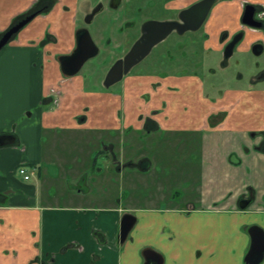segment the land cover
I'll list each match as a JSON object with an SVG mask.
<instances>
[{
  "label": "crops",
  "instance_id": "crops-1",
  "mask_svg": "<svg viewBox=\"0 0 264 264\" xmlns=\"http://www.w3.org/2000/svg\"><path fill=\"white\" fill-rule=\"evenodd\" d=\"M85 1L89 0H0V35L15 21L35 10L39 2L45 5L48 2L49 7L0 50V264H143V251L151 249L149 238L158 239L157 243H167L163 238L164 222L153 226L152 221L158 215L176 214L174 209H122L116 201L106 200L88 206L90 203L81 199L89 189L88 168L101 171L95 168V152L106 157L114 155L117 131L121 135L129 127L139 129L142 124L137 119L139 114L161 108L160 90L126 86L121 104L115 101L111 104L108 99L117 98L116 93L101 94L92 99L93 103H99L92 106L93 116L90 119L82 117L86 95L81 91L80 80L78 77L63 78L58 57L71 48L76 27L74 16L80 13ZM241 1L245 5H264V0H223L216 5L205 28L213 50L221 48L222 33L230 38L241 31ZM88 4L84 6L90 8ZM243 31L245 42L264 44V30L245 28ZM60 42L66 44L63 49V46L59 47ZM23 79L28 81V94L33 96L30 103L20 100ZM179 85L178 94L181 95L189 86L190 93L198 90L196 85L192 86V80L182 78ZM56 88L62 91L61 98L57 106H52L49 95ZM145 91L150 92L147 103L141 100ZM135 98L138 103L134 109ZM201 105L204 106V114L201 113L204 118L195 119L194 124L206 127L208 131L202 137L204 182L202 194L196 201L205 206L203 212H194V216L199 223L200 217H208L204 223L196 224L199 226L195 229L198 233L195 239L203 236L201 243L204 245L194 242L167 250L169 263L245 264L244 257L250 246L248 228L257 226L264 231V147L261 146L264 90L251 87L229 91L215 102L204 99ZM118 108H121L119 120ZM218 113H225V116L208 120ZM154 119L162 126L158 122L160 115ZM72 130L93 133L92 146L90 140L77 150L80 161L73 146L78 135L69 139L67 154L55 152V144L61 141L58 134H69ZM103 136L107 137L103 139ZM4 141L10 143L1 144ZM95 144L97 148L93 147ZM20 167L28 171L30 180L18 177ZM62 172L76 174L75 179L80 185L72 186L73 181L67 183L69 176L66 175L64 181L69 184V195L58 193L59 197H66L62 199L64 204L61 205L59 200L50 203L40 194V177L46 183L49 173L53 178ZM249 196L250 205L242 210L238 200ZM208 202L220 205L210 206ZM124 211L135 216L139 214L143 230L137 229L120 244L119 226ZM161 229L162 234H158ZM202 258L204 263H200ZM260 264H264V259Z\"/></svg>",
  "mask_w": 264,
  "mask_h": 264
},
{
  "label": "rangeland",
  "instance_id": "rangeland-1",
  "mask_svg": "<svg viewBox=\"0 0 264 264\" xmlns=\"http://www.w3.org/2000/svg\"><path fill=\"white\" fill-rule=\"evenodd\" d=\"M98 1L99 0H89L90 4L94 5V7L97 5ZM108 1L109 0H104V4H107ZM116 12L122 13L121 11ZM78 13L74 16L76 20L75 26L82 24ZM114 16L115 11L107 10L96 16L94 22L87 27L93 42L99 49L98 56L85 63L80 70V75L85 77L83 90L86 95V101H84L82 108V117L87 116L89 119L93 116L92 113L94 112L92 106L99 105L98 102V104L93 103L92 99L95 100L93 97L97 99L101 94L110 96L116 93L118 96L117 98L108 97V99L111 100V104L115 101L118 105L121 104L124 99L122 83H118L108 89L101 85V79L109 66L108 63L101 67L100 70H97V78H94V80H92L93 78L89 75L91 72V64L94 61H98L102 57L113 60L115 57L112 53L113 48L111 44L107 45L108 36L115 35L117 32V23L114 24V21H112ZM72 18L73 17L70 16L71 20ZM124 19L125 15L122 13L121 19L119 20L121 22ZM101 20L108 22V27L113 26V32L105 33L104 36L100 34L97 36L95 25ZM31 23L32 21L26 26ZM199 33H202V30ZM198 36L200 35H197V37ZM63 44V42L59 44V47L63 46L62 49L66 45ZM250 44L251 43L247 41L245 42V38H242L235 46L232 56L227 59L225 67L221 64L223 61L222 52L217 53L211 50L198 52L196 49H193V66L196 69L194 70L192 86L194 87L196 85L198 90L196 89L193 93H190L191 86H189L187 91L181 92V95L178 94L177 88L172 89L168 87L161 89L159 95L161 108L158 110L159 114H156V116L160 115L161 117V119H158V122L162 124L161 128L151 133L149 136L143 135V133H137L136 135L131 134L129 137L118 135L116 142L117 164L114 165L110 155L106 157L103 153L100 155L95 152L96 154L93 157L97 164L95 168H100L101 171L97 172V170L87 167L89 170L87 171V185L89 189H87L88 193L85 198L81 199H86V202L90 203L88 206L99 205L100 201L104 202L106 200L110 203L116 201L117 206L122 209L129 207H144L172 208L175 210L176 214L158 215L155 216L152 221L153 226L161 221L164 222L162 225V227H165L163 238L167 243L162 244V242L159 241L157 243L158 239L149 238L151 249L157 250V252L163 254L165 259L164 264H172L169 263L170 255L167 250H171L175 246L184 247L190 244L193 245L194 242L200 244L203 242L201 241L203 236L195 239L197 238L196 234H198L195 232V229L199 226H196V224L204 223L208 220V217L206 215L200 217L199 223V219L195 218L194 212H203L204 210L202 211L200 208H204L205 206L200 201L195 200L199 199L202 194L201 191L204 180L202 179L201 164H204L203 160L205 159L202 149V144L204 142L202 137L208 130L206 127L203 128L201 125L194 123L195 119L204 118V106L201 105V101L207 99L215 102L226 92L249 89L251 88V80L256 78L259 80V77L264 74V51L261 55L255 56L251 52L252 44ZM162 46L164 45L155 49L149 59L137 64L131 74L139 73L140 75L147 74L157 76L161 73L160 67L154 68L153 72L147 68H149L148 64L155 52L163 50ZM195 48L201 49L197 43ZM177 52L176 55L182 67V65H184L182 60L188 56L182 53V51L177 50ZM33 65L34 63L31 66ZM145 69H147V71H145ZM28 84V81L23 79V93L20 100L25 103H30L33 99L32 94L31 97L28 94ZM252 88L264 90V80L260 81ZM144 93L143 97L145 99L150 97L149 91H145ZM179 99H181V101ZM137 103L138 100L135 98L134 102H132V105L135 106L134 109ZM120 112L121 108H118L116 113L118 120L121 119V116H119ZM201 113L203 114L201 115ZM75 135H78V137L76 138ZM92 136V132L82 134L75 130H72L69 134L65 132L59 133L57 138H60L61 144H55L57 147L55 152H64L67 154L70 150L69 139L73 137L79 140V143L77 140H72L73 146H75L76 149V156H79L80 154H77V150H80V148L84 146L83 143L91 140L90 143L92 146ZM105 138L103 136V139ZM45 141L49 142L47 138ZM61 145H63V147ZM65 146H68V148H65ZM96 146L95 144L93 147L97 148ZM94 151L96 150L94 149ZM140 157H144L147 161L146 170H138L128 166L123 167V163L126 161L136 162ZM65 158L71 159L66 155ZM57 160L56 158L55 163H57ZM118 163L120 166L123 164V168L121 167L122 169L120 171L117 169ZM17 172L18 177L21 178L18 170ZM66 175L69 176L67 183L73 181V185L71 184L72 186L79 182L75 179L76 174H66V172L55 175V177L58 176L56 178H50L52 174L49 173L46 183H44L43 178L40 177L39 191L40 194L44 195V199H47L50 203L59 200L61 205L64 204L65 200L62 199H66V197H59L58 193L62 192L65 195H69V184L64 181ZM35 180H37V178H35ZM78 184L80 185V183ZM46 192H49L47 196L45 195ZM42 200L43 199H40V202H42ZM208 204L210 206L211 204H215V206L220 205L209 202ZM184 208L186 211L183 210ZM190 212H192V214L188 215ZM136 216L137 223L130 234L142 227L141 216L139 214H136ZM149 220L152 219L150 218ZM193 225H195V227H193ZM162 230L163 229H161L158 234H162ZM193 231L194 234L191 235ZM203 245L204 244H202V246ZM156 247L161 251L156 249ZM200 263H204L203 258Z\"/></svg>",
  "mask_w": 264,
  "mask_h": 264
},
{
  "label": "flooded vegetation",
  "instance_id": "flooded-vegetation-1",
  "mask_svg": "<svg viewBox=\"0 0 264 264\" xmlns=\"http://www.w3.org/2000/svg\"><path fill=\"white\" fill-rule=\"evenodd\" d=\"M209 1L210 0H182V1L181 0H109L107 2V4H104V0H99L95 7H94V5L90 4V2L88 1L89 4L91 5L90 8H87L86 6H84V5L88 4V2L85 1L84 3H82L83 6L81 7V11H80V22H82V24L77 25L73 31V42H72L71 48L66 53L59 55V57L62 55H70L74 51V49L76 48V37H75V35L79 29H86L88 31L87 27H89L94 22L96 16L102 14L103 12H105L107 10L115 11V16H114V19L112 21H114V24L117 23L116 24L117 25V27H116L117 32L115 35L108 36V41H107V45L111 44V46L113 48L112 53H113V55H115V57L113 60H110V58L106 59L105 57H102L100 60L94 61L91 64V68H90L91 72L89 73L90 77L93 78L92 80H94V78H97L96 77L97 70H100L101 67H103L104 65H106L108 63L109 66L107 67V71H106L105 75L103 76V78L101 79V83H102L101 85L106 89H108V88H110V87H112L118 83H122L123 87L128 86L130 89L140 87L143 89L149 88V89L154 91V90H161V89L170 87L172 89L177 88V90H178L179 86H180L179 85L180 79L184 78V79H188V81L193 80L194 70L196 69L193 66L194 65L193 58H192V54H193L192 50L193 49H196V51H198V52L199 51L205 52L207 50H211V51L217 52V53L222 52L223 61L221 64L223 67H225L227 59L232 56L233 51L235 49V46L239 43V41L242 38H244V31L243 30L245 28H247L241 22L244 8L247 5H252L256 8V11H255V14H256L257 11H260V9L262 7H264V5H253L250 3H246V5H245L241 1L240 2V6L242 8V11L240 14L241 31L235 33L230 38L226 37L227 36L226 33H222L220 35V39H219L221 42V48L219 50H213L211 48L209 34L206 32L205 28H206L207 21L209 20L211 13L215 9L216 5H218L223 0H213L214 3L212 5V7L210 8L209 12L207 13L203 23L196 30L191 29L195 25V21L197 19L196 16H198V13L196 14V12H194V11H196L195 8L190 10L189 13L185 15L184 22H182L181 18H180L183 11H185V12H186V10L188 11V9H190L191 7L196 5L197 3L200 4L198 7L199 11H202L205 4L208 3ZM116 11H121L125 15V19L122 20L121 22L119 19H121L122 13L116 12ZM199 14H200V12H199ZM126 17H128V18H126ZM149 22L173 23V24L182 25V27L180 29H177V28L172 29V31L164 39H162L160 42L155 44L151 48L149 53L146 55V57L140 61V62H142L146 59H149V57L152 55V53L155 49L159 48L161 45H164V46H162L163 50H161L159 52L158 51L155 52V54L152 56V58L148 64L149 68H147L148 70L153 72L154 68L160 67L162 72L159 73L157 76L147 75V74L140 75L139 73H135L132 75L131 74L132 70L135 68V66L137 64L140 63V62H138L136 65L132 66L128 70L127 73L122 74V78L120 81L110 85L109 87H106L104 84V81H105L107 73L114 66V64L116 62L124 59V57L129 53V51L135 45V43L142 37V35L144 33V31H143L144 27L147 25H148L147 28L152 26V24ZM248 29H250V28H248ZM201 30H202V33H199ZM95 31H96L97 36H99L98 34L104 36L105 33L113 32V26L108 27V22L101 20V21L97 22V24L95 25ZM240 33L242 34L241 39L237 42V44L232 49L231 55L228 58H225L224 57L225 47L229 43H231V41ZM88 34H89V32H88ZM197 35H200V36L197 37ZM89 36H90V34H89ZM90 39L96 48V53L91 58H89L88 60H86L83 63L80 70L85 65V63L96 58L99 54V49H98L97 45L93 42L91 36H90ZM196 43L199 44V47H201V49L195 48ZM256 43L262 44V46H263L262 53H263L264 44L261 42H256ZM256 43H253L252 46ZM252 46H251V48H252ZM177 50L182 51V53H184L186 56H188L182 60L183 64H184V65H182L183 68L181 67L180 61H178L179 58L176 55ZM251 52H252V50H251ZM147 69H145V71H147ZM80 70L76 75H74L72 77H63V78H66V80H67L68 78L78 77L80 80L81 88H82L81 91H82V93H85L83 90V87L85 85V77L80 75ZM262 80H264V74L259 77V80H258V78L251 80L250 87H255ZM60 94H61V92H60ZM144 94H142L141 100H143V102L147 103V101L150 97L145 99L143 97ZM49 97H50V95H49ZM59 99H60V97H59ZM156 114H159L157 110H152V111H150V113L139 114L137 116V119L139 122L142 121L140 128L136 129L134 126H132V127L127 128V129H124V131L121 132V136L129 137L131 134L136 135L137 133L138 134L143 133V135L149 136L151 133L158 131L159 128H161V126L154 119L156 117ZM223 116H225V113H218L217 115H211L208 118V120H211L215 117H217L218 119H221ZM209 122H211V121H209ZM119 133L120 132L117 131L116 138H118ZM263 134H264V131H263ZM262 139H263V143H261V146L264 147V137ZM110 158H112L114 165H116L117 164V150H116V148H115L114 155H112V156L110 155ZM119 163L117 166L118 171H120L125 166L131 167L134 169H138V170H146L147 169L146 168L147 167L146 166L147 161L145 160L144 157H140L136 162L135 161H133V162L132 161H126L125 163H123L124 166H123V164H121V166H120ZM249 198H251V197L249 196L248 199ZM241 200H243V199H239L238 203ZM250 202H251V199H250ZM165 209L166 208H161L162 211H164ZM183 210L186 211L185 208ZM200 210H204V209L200 208ZM124 212L130 213V214L135 216V214L132 212H129V211H124ZM189 214H191V212L188 213V215ZM130 233H129V235H130ZM153 251H155V250H153ZM155 252H157V251H155ZM160 255L163 258V264H164V262H165L164 256L162 254H160Z\"/></svg>",
  "mask_w": 264,
  "mask_h": 264
},
{
  "label": "water",
  "instance_id": "water-1",
  "mask_svg": "<svg viewBox=\"0 0 264 264\" xmlns=\"http://www.w3.org/2000/svg\"><path fill=\"white\" fill-rule=\"evenodd\" d=\"M214 1L210 0L205 4L202 11H199V3L182 12L180 18L181 21L184 22L185 15L189 13L190 10L196 9L195 25L192 30L198 29L203 23L207 13L212 7ZM256 8L252 5H247L244 8L241 22L244 26L252 28V29H260L264 30V22L256 21L254 19ZM200 12V14H199ZM184 13V14H183ZM37 13H32L22 20L18 21L16 24L11 26L8 30H6L2 36L0 37V50L8 44L11 38L19 33V31L24 28L29 22H31L36 16ZM152 24L149 28L148 25L144 27L142 37L135 43V45L131 48L129 53L124 57L123 60H119L114 64V66L109 70L106 75L104 84L106 87L118 82L122 78L123 73H127L128 70L140 62L146 55L149 53L151 48L164 39L174 28L180 29L182 25L173 24V23H156L149 22ZM147 28V29H146ZM242 34H238L232 41L229 43L224 49V57L228 58L231 55L232 49L237 44V42L241 39ZM76 48L70 55H62L58 58V63L60 67V72L65 77H72L76 75L83 63L91 58L96 53V48L92 43L88 31L86 29H79L76 32ZM252 53L255 56H258L262 53L263 46L262 44H254L251 48ZM6 144L10 142H3L1 144ZM250 199H244L239 201V207L243 210L248 207L250 204ZM136 223V217L130 213H125L120 220L119 226V243L122 244L126 241L129 233L133 229ZM248 235L250 237V246L244 257L245 264H260L264 259V231L257 227L251 226L248 228ZM144 262L143 264H163L162 256L151 250L146 249L142 253Z\"/></svg>",
  "mask_w": 264,
  "mask_h": 264
},
{
  "label": "built area",
  "instance_id": "built-area-1",
  "mask_svg": "<svg viewBox=\"0 0 264 264\" xmlns=\"http://www.w3.org/2000/svg\"><path fill=\"white\" fill-rule=\"evenodd\" d=\"M255 19L256 20H259V21H264V7H262L260 9V11H258L255 15ZM59 95H60V91L59 89H52L51 92H50V100H51V105L52 106H57L58 105V100H59ZM19 171V174L23 177L24 180H29L30 179V174L28 173V171L23 168V167H20L18 169Z\"/></svg>",
  "mask_w": 264,
  "mask_h": 264
},
{
  "label": "trees",
  "instance_id": "trees-1",
  "mask_svg": "<svg viewBox=\"0 0 264 264\" xmlns=\"http://www.w3.org/2000/svg\"><path fill=\"white\" fill-rule=\"evenodd\" d=\"M47 4H48V2H47ZM47 4L45 5L44 3H38V6L36 7V9L35 10H33L30 14H32V13H37L38 12V14L37 15H41L42 13H44V10H46L47 8H49V7H47ZM51 4H52V1H50V3H49V6H51ZM40 5V6H39ZM45 5V6H44ZM30 14H28V15H30ZM28 15H26V16H28ZM26 16H24V17H26ZM24 17H21L20 19H18L17 21H15V23L14 24H16L18 21H20V20H22ZM13 24V25H14ZM12 25V26H13ZM3 34V33H2ZM2 34L0 35V37L2 36Z\"/></svg>",
  "mask_w": 264,
  "mask_h": 264
}]
</instances>
